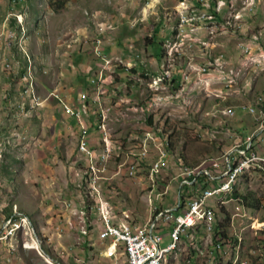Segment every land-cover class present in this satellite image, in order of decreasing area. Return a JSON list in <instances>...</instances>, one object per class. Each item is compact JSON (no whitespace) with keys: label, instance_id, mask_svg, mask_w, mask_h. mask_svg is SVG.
Listing matches in <instances>:
<instances>
[{"label":"rangeland","instance_id":"1","mask_svg":"<svg viewBox=\"0 0 264 264\" xmlns=\"http://www.w3.org/2000/svg\"><path fill=\"white\" fill-rule=\"evenodd\" d=\"M13 1L20 27L13 18ZM196 1L210 0H162L150 8L151 0H0V264L128 263L122 243H117V259L102 256L105 247L94 210V200L102 199L95 188L100 171L84 174L87 163L78 149L79 125L52 94L82 110L85 125L102 122L103 131L117 144L119 154L102 174L117 222L144 225L151 218L152 201L164 208L175 203L183 168H204L208 159L241 142L244 132L237 131L251 127V105L263 112L258 100H264V71L257 70L254 61L244 65L237 35L249 36L261 27V20L253 19L264 0H239L244 8L234 9L224 27L220 19H213L212 30L219 33L212 37L186 29L183 42L177 8H188L189 20H196L197 30H205L206 17L196 19ZM229 7L230 0L214 2V9ZM240 17H245L241 24ZM19 29L23 33L11 46L12 31ZM155 31L164 40L161 58H156L159 48L151 44ZM198 65L203 66L205 83L191 69ZM184 69L188 79L178 81ZM216 69L237 73L236 79L224 74L228 88L220 83ZM171 77L178 89L167 84ZM103 110L105 120L99 118ZM151 135L154 143L145 139ZM89 136L98 150L102 133L94 129ZM169 136L172 151L165 149ZM157 146L167 162L158 179L150 170L157 161ZM139 148L149 154H142L145 162L139 173L145 178L138 179L153 185L154 175L157 183L150 199L148 184L145 188L143 181L127 176ZM168 186L165 201L157 202V194ZM236 190L243 196L254 193L260 209L243 203L246 214L238 223L239 233L228 230L235 236L223 242L225 250L215 254L213 232H188L202 225L205 213L199 212L197 222L166 258L168 264H235L237 257V264L249 263L257 241L253 221L260 220L264 210V173L243 178ZM226 206L230 214L237 212L240 200L234 198ZM214 207L213 203L215 211ZM8 212L22 216L24 224L7 227ZM226 219L219 214L216 224ZM157 232L164 238L163 246L173 242L170 225L161 221ZM33 243L37 250L26 248Z\"/></svg>","mask_w":264,"mask_h":264},{"label":"built area","instance_id":"2","mask_svg":"<svg viewBox=\"0 0 264 264\" xmlns=\"http://www.w3.org/2000/svg\"><path fill=\"white\" fill-rule=\"evenodd\" d=\"M221 1L222 0L196 1V19L197 17H206L205 30H197L196 20H189L188 8L186 10H179L177 8L175 15H178L177 22H181L183 42L185 40L186 29H193V33L200 32L209 34V36L213 37L216 33H219V31L212 30L213 19H220V28H222L224 27V20L233 17L234 9L244 8V6H239V0H230V7L228 10L214 9V2ZM161 2L162 0H151V2L148 3V7L150 8L153 3L155 6L162 4ZM12 11L13 18L16 19L20 26L19 13L16 12L15 1H13L12 4ZM242 19H245V17L239 18V24H241ZM253 20H261V27L249 36L237 35V38H239L237 51L244 65L246 61H254L257 64V70L264 71L261 69V62L264 61V4H262V11H260L259 15ZM251 21L252 20H249V23ZM16 31H12L11 46L12 43H15V36H18ZM224 58L225 56L223 55V59ZM211 65H216V63L211 62ZM191 69L196 71L197 76L200 77L199 82L205 83V76H201V69H203V66L198 65L197 67H191ZM210 73L208 69V75ZM215 74L217 76H222L219 77L220 83L226 88H228V84H224V74L233 75V79H236L237 75L235 71L233 73H224L221 69H216ZM179 79L178 81L188 78L187 75L181 73ZM51 96L58 99L64 111L75 118L80 124L81 135L79 136L78 149L86 158L87 166L84 174H91L92 176V170L100 171V178L95 179V183L96 189L102 192V199L94 200V202H97V209L94 210L98 217V225L101 228L99 239L105 247L102 251V256L106 259H117V255L121 250H116V242L118 240H125V250L123 251L126 260H132V264H155V255L162 248L164 241L163 236L157 232L159 223L162 221L172 227L171 237L172 235L182 236L186 234V227L188 222H190V218L196 216L197 212L205 213V224L204 226H198V230L203 229L209 233H214L216 228V217L212 211V204L219 199L223 190H227V184L230 183L231 173H239L241 167H247V163L261 164L260 172H264V163H260V155L264 154V112L257 111V105H251V110L247 111V115L252 117V125L250 128L247 129L246 127L245 130L242 131L244 134L239 137L241 142L234 143L224 149L219 157L208 159L205 163V170L201 173H193V169H189L188 167L183 168L182 172L179 174V178L182 179L179 190L184 186H196V192H194L191 198H188L185 205L182 206L180 199L181 191H179L177 206L161 210V219L151 230L150 238L142 239V226L136 223L133 224L130 221H114L115 209H109L110 199L107 198L104 190L105 177L102 174L108 171V165L111 159L117 157L119 154V152H117V144L110 141V138L103 131L104 127L101 125L102 122H100L98 128L102 133L101 145L100 147L98 146V150L93 149L88 127L83 122V111L72 107L58 95L52 94ZM83 97H85V95ZM261 103H264V100ZM106 114L107 110L101 111L99 118L105 120ZM227 116L235 117L237 115L229 114ZM237 133L239 132L237 131ZM145 139H151L153 141L152 135L150 138ZM157 150V161L151 165L150 170L156 171V177L158 179L163 168L167 166V162H164L162 159L160 146H157ZM142 154H149V150L139 148L137 158H135L132 165L128 167L127 176H129V180L136 181L138 178H145V176H141L139 173L141 164L145 162L142 161ZM168 188L169 186L166 188V195L168 193ZM155 192L156 189H153V194ZM239 194L242 195V193ZM239 198L240 207L237 208V212H232V214H230L231 210L227 206L225 208L226 212L230 214V229L232 228L235 231L234 233H238V223L246 214L243 206V197L239 196ZM229 202L230 201H228V203ZM240 208H242V212H240ZM17 224H24V222L21 220V217L15 216L7 221L6 226L13 227ZM92 230L93 228L90 232ZM87 232L84 233L88 235L89 233ZM231 236L232 234L228 231L227 240ZM255 237L257 241L254 246L252 258L248 264H264V210H261V218L257 224V233ZM225 248L226 243L217 242L215 250L222 252Z\"/></svg>","mask_w":264,"mask_h":264},{"label":"bare ground","instance_id":"3","mask_svg":"<svg viewBox=\"0 0 264 264\" xmlns=\"http://www.w3.org/2000/svg\"><path fill=\"white\" fill-rule=\"evenodd\" d=\"M171 80H172V77H171ZM169 82L170 83H168V82L167 83H168V85L170 87H176L178 89L179 86H180V85L178 86L176 82H174L175 84L174 83H171L170 80H169ZM262 101H263L262 99H259L258 100V103L260 104V106H261V108L263 109V112H264V103H261ZM165 149H167V148H165ZM260 163H264V154L260 155ZM203 170H205V167L204 168L202 167L201 169H199V168L193 169V173H201ZM260 171H261V164H259V163H247V167H241L239 173H231L230 183L227 184V190H223L222 193L219 196V199H217V201L213 202L214 204H216L217 209H221L222 207H224L228 203V201H230V202H233L234 201L233 193L235 191V188L238 186V184L240 183V181L243 178H245L247 176H251L254 173H258V174H261L262 175L264 172H260ZM154 174H156V171L155 170H154ZM152 176H153L152 177L153 186L156 187V184L157 183L155 182V176L154 175H152ZM152 195H153V191L151 192V196ZM163 196H166V191L164 192V195ZM152 204H153V202H152ZM152 208H153L154 214L156 213L155 215H157V211L159 210V208H155L153 206H152ZM212 211L214 212V215H215V211L213 210V208H212ZM198 213L199 212L196 213V216H197ZM202 214H203V212L200 213V216H202ZM196 216H193V217L190 218V222H188V225L186 227V232L191 227V223H192L193 219ZM215 217H216V215H215ZM223 217H226V216L223 215ZM155 218H156L155 221L151 220L149 222V224L145 228H142V239H149L150 238V232L153 229V227L158 223V221L161 219V214L159 216H155ZM253 222L255 224H258L259 220L258 219H254ZM216 223H217V220H216ZM14 231H15V229H14ZM181 237H182L181 235H172L173 243L171 245H169L168 247L167 246H165V247L162 246V248L160 249V251L155 255V264H168V262L166 261V258L168 256H170L172 254V252L176 249L177 243H178V241H179V239ZM238 242L239 243H242L243 242L242 237H240V236L238 237ZM117 243H122V244L125 245V240H118L116 242V247H117ZM26 248L27 249L29 248V249H32V250L33 249L34 250H37V246L34 243H33V245L32 244L27 245ZM238 260L239 259L237 257V260L235 261V264H237ZM127 264H132V260H128V263Z\"/></svg>","mask_w":264,"mask_h":264},{"label":"trees","instance_id":"4","mask_svg":"<svg viewBox=\"0 0 264 264\" xmlns=\"http://www.w3.org/2000/svg\"><path fill=\"white\" fill-rule=\"evenodd\" d=\"M58 7H60V6H57L56 7V10H57V8ZM53 8V7H52ZM17 27H20V26H17ZM20 31H22V29L20 30H17L16 32H17V34H21V32ZM160 32L159 31H155L154 32V36L152 37V46L153 47H158L159 48V50H160V53L156 56V58H161V56H163V45H164V40L162 41L161 40V36L159 35V39H158V34H159ZM156 36V37H155ZM163 39H164V37H163ZM164 71V70H163ZM26 72V71H25ZM23 74V76H25V73H22ZM144 76V75H143ZM160 75H158L157 76V78L159 77ZM128 78V77H127ZM175 81L172 79V81H171V83H174ZM168 84V83H167ZM171 88H174V89H176V87H171ZM99 116H100V114H99ZM241 122H243V119H241ZM77 124L79 125V128H80V124L77 122ZM149 124L152 126V121H151V117H150V119H149ZM98 126H99V123H92V124H90V126H88L87 125V127H88V130H89V134H90V131L92 132L94 129L95 130H98L99 128H98ZM243 130H245V128H243L242 129V131ZM242 131H238L239 133H241ZM164 134H167L166 133V131H164L163 132ZM81 135V129H79V132H78V138H79V136ZM171 146H172V144H171V142H170V136H169V141L167 142V144H166V148H167V150L168 151H172L171 150ZM220 150V148H218V151ZM205 162V161H204ZM203 162V163H204ZM202 163V164H203ZM202 164H200L199 166H201ZM198 166V167H199ZM196 190H197V187L196 186H194V187H188V186H184L182 189H178V191H177V193L179 194V191H181V197H180V199H181V204H182V206L183 205H185V203L187 202V199L188 198H191V196L193 195V193L194 192H196ZM178 194H177V197H176V201H175V203L174 204H172L171 205V207H167V208H164L162 205L161 206H159V212L157 211V215L156 216H159L160 214H161V210H163V209H168V208H174L175 206H177V203H178ZM239 196H241V197H243V203H245V205L247 206V207H249V208H253V209H256V210H259L260 209V203H261V201L260 200H258L257 198H256V196H255V194L254 193H252V192H248L247 194H246V196H243V195H241V194H239L238 193V191L236 190V191H234V193H233V197L234 198H236V199H238V200H240V198H239ZM165 197V196H164ZM162 198L163 200H162V202H164L165 201V198ZM161 202V203H162ZM223 210V211H222ZM8 211V210H7ZM221 212H222V214L224 215V216H226L227 217V219H226V221L224 222V223H218V224H216V228H215V230H214V235H215V237H214V240H213V243H214V248L216 249V245H217V242H219V243H223L224 241H230V238L227 240V235H228V229H229V227H228V224L230 223V214H228L227 212H226V210H225V208L224 207H222L221 208ZM7 214V216L11 219V215H10V213L8 212V213H6ZM215 214H216V216L218 217L219 216V214L220 213H218L217 211H215ZM14 216V215H13ZM197 220V216L193 219V221H192V223L191 224H193L194 225V222ZM204 221H205V215H204V219H203V221L201 222V226H204ZM189 232H191V231H189ZM37 233H39L38 231H37ZM40 234V233H39ZM217 240V241H216ZM226 243V242H225ZM214 249V250H215ZM44 252L45 253H47V254H49V255H51L50 254V252L44 247ZM215 254H218L219 255V253H218V251L217 250H215Z\"/></svg>","mask_w":264,"mask_h":264},{"label":"crops","instance_id":"5","mask_svg":"<svg viewBox=\"0 0 264 264\" xmlns=\"http://www.w3.org/2000/svg\"><path fill=\"white\" fill-rule=\"evenodd\" d=\"M3 26H4V25H3ZM11 29H13V28H11ZM187 73H188V72H187V69H186V71H185V69L182 71V74H183V75H185V74H187ZM240 109H241V108H240ZM166 143H167V142H166ZM151 144H153V143H151ZM178 177H179V175H178ZM138 181H140V182L143 181V182H144L143 184H145V185H144L145 188H146V184H148V190L150 189V195H149L148 198L150 199L151 192L153 191V189H157V188L154 187V186L152 185V183H151L148 179H146V180H139V179H138ZM169 187H170V186H169ZM164 192H165V191H164ZM164 192H162V193H158V194H157V196H156V197H157V198H156L157 202H159L160 199L164 197V196H163V195H164ZM153 195H154V194H153ZM153 195L151 196V198L153 197ZM151 200H152V199H151ZM149 201H150V200H149ZM152 202H153V201H152ZM152 205H153V207H155V208H159V206H158V205H155L154 202H153ZM244 207H245V206H244ZM115 208H116V207H115ZM214 208H215V211H217L218 213H220V215H223L222 212H221V209H220V211H219V209H217L216 207H214ZM244 210H245V208H244ZM125 213H126V212H125ZM155 214H156V213H155ZM155 214H154V212H153V208H152L151 218L148 219V220H146V222L144 223V225H146L150 220H152L153 217L156 216ZM114 218H115V216H114ZM217 219H218V217H217ZM114 220H115V219H114ZM125 220H126V219H125ZM125 220H122V221H119V222H124ZM197 220H198V219H197ZM197 220H196L195 222H197ZM202 221H203V220H202ZM202 221H201V222H202ZM195 222H194V223H195ZM137 224H138V223H137ZM229 224H230V223H229ZM229 224H228V227H229V229H230ZM138 225H139V226H144V225H141V224H138ZM242 226H243V225H242ZM239 227H240V225H239ZM229 229H228V230H229ZM197 230H198V229H196V230H189V231H197ZM189 231H188V232H189ZM188 232H187V233H188ZM248 232H249V231H248ZM248 232H247V233H248ZM238 233H239V232H238ZM247 233H246V234H247ZM234 236H235V234L232 235V237H234ZM245 236H246V235H245ZM171 238H172V237H171ZM172 243H173V242H172ZM172 243H171V244H172ZM171 244H169V245H171ZM169 245H167V247H168ZM88 247H89V246H88ZM164 247H165V246H164ZM214 249H215V248H214Z\"/></svg>","mask_w":264,"mask_h":264}]
</instances>
